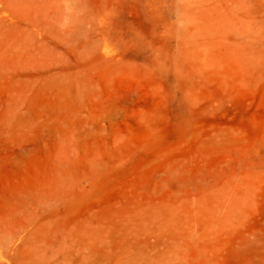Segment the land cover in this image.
Instances as JSON below:
<instances>
[{
    "label": "rangeland",
    "instance_id": "374dc122",
    "mask_svg": "<svg viewBox=\"0 0 264 264\" xmlns=\"http://www.w3.org/2000/svg\"><path fill=\"white\" fill-rule=\"evenodd\" d=\"M0 264H264V0H0Z\"/></svg>",
    "mask_w": 264,
    "mask_h": 264
}]
</instances>
